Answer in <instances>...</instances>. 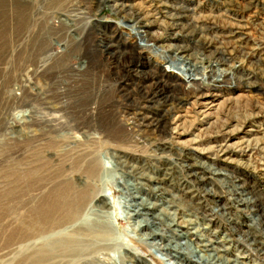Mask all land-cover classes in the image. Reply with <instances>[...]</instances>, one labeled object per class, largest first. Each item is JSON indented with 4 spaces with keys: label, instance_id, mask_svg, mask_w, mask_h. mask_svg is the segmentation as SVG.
I'll return each instance as SVG.
<instances>
[{
    "label": "rangeland",
    "instance_id": "obj_1",
    "mask_svg": "<svg viewBox=\"0 0 264 264\" xmlns=\"http://www.w3.org/2000/svg\"><path fill=\"white\" fill-rule=\"evenodd\" d=\"M24 1L0 0V264H200L138 246L151 245L131 217L135 201L175 222L158 225L165 243L196 250L214 234L231 242L230 264H264V0ZM140 19L148 28H136ZM66 184L85 202L39 227L34 209ZM239 187L246 206L233 200ZM85 221L106 229L75 234ZM61 234L103 241L77 260H43Z\"/></svg>",
    "mask_w": 264,
    "mask_h": 264
},
{
    "label": "bare ground",
    "instance_id": "obj_2",
    "mask_svg": "<svg viewBox=\"0 0 264 264\" xmlns=\"http://www.w3.org/2000/svg\"><path fill=\"white\" fill-rule=\"evenodd\" d=\"M28 1L29 0L24 1V3H22V5H28L29 4V3H27ZM30 1H32V0H30ZM19 7H22V6H19ZM23 7H26V6H23ZM135 26H136L137 29H141L142 30V29L148 28L149 25L146 24V23H144L143 20L140 19L135 24ZM80 35L78 34L75 37H72V36H66V37H68V39H69L68 42L74 44V43H80V41H81V36ZM66 41H67V39H66ZM96 47H97L96 49H98V52L100 53L101 56L102 55L103 56H106L107 59L109 60V62L110 63L112 62V65H113L112 68H114L115 63H117V61H115L117 57H116V53L112 50V48L110 47V45L104 44L102 42V40H99V43L96 44ZM61 54H62V52H61ZM85 70H86L85 69V64L84 63H81V65L78 68V72H76V73H78V74H79V72L80 73L81 72L83 73ZM204 79H205L204 76H202V78H200V79L193 78V77H191V75H189V76L186 75V76H183L182 77L183 83H188V84L189 83L197 82V80H200V83H201L202 80H204ZM91 81H93V80H91ZM90 88H93V87H91V85H90ZM87 96H90L91 97V96H94V95L93 94H90V95H87ZM97 98H98V96L95 95L93 103H97L96 102V101H98ZM91 101H92V99H91ZM93 106H95V105H93ZM86 168H87V173L88 174L92 175V174L95 173V170H96L95 164H93V165L91 164V165H89V167H86ZM219 175H221V174H219ZM222 183H224V182H222ZM68 184H66L64 186H59V187L54 188V190L51 192V195H48V197L46 199H44V201L38 206V208L34 209V215L36 216V217L35 216L34 217L36 218L35 220L37 221V223L40 224L39 227L42 226V225H45V224L49 223L48 221L51 219V216L54 213H57V212L62 213L63 216L66 217V218H68V219H70L71 217H74L76 215L78 209H79L78 207L81 206L83 202H85L86 197L88 196L86 194V191L85 190H77V192H76L73 189L74 187L71 186V185H68ZM236 191H235V196L236 197L233 200H235V201L238 200V202L241 203L240 204L241 206H243V205L246 206L248 204L247 203V199L245 200V198H244V200H243V198H241V196L244 194L245 190L241 191V188L239 187L238 189L236 188ZM238 192H241V193H238ZM212 196L213 197H217V194L214 193V194H212ZM237 196H238V198H237ZM96 199H97V203H99L101 205L100 207H102L101 209L103 210L102 213L104 214V217L105 216L107 217V215H108L107 218L109 219L112 216L111 214L113 212V207L111 206V203L109 202V200L106 198V196L104 194H99V196ZM137 199H138L137 197L133 198V200H137ZM131 206L133 208V211H132V214L133 215L131 217H136V218H140L141 219V222L139 224H136V226H137L136 229H138V228L139 229L140 228H145L148 231V232L144 233V236L142 238H143L144 243L146 241L147 244H149L151 246H144L142 244H138V246L139 245L140 246H143L144 249H146V251L148 252V254H149V250L151 251V248H153L158 253H161V256L160 257H164V258L166 257V259H167V257L173 258L172 262H174V260L177 262L180 259L179 262L186 261V262H196V263L197 262H200V264H206V262H211V264H230L229 263L230 261L227 258H225V255H224V253L226 252V247L225 246L227 244H231V242L229 240L221 239L219 241L218 238H217L218 236L212 234L214 236V239H211L210 242L209 241H205L206 244H203L201 247L200 246L197 247V249H196L197 251L194 250V248L192 247L191 243H188L189 241L188 242L187 241H184L182 243H176L175 242L176 245L173 243L174 246H172L170 244L171 241H168V242L165 243L162 240V238H164V234L162 233L163 232L162 230L161 231L158 230V229H160V227L158 225L161 224L162 222H164L166 229L167 228L168 229L169 228L171 229V227L173 226V223H175L174 221H171V223H169V222H166V219H168L169 217H167L166 219H164V218H161V217H163L162 215H160V216L152 215V213H153L152 211H145L144 212V209L147 206L144 202H141L140 201L139 203H137L135 201L134 204L131 205ZM151 206H149V209H150ZM226 210H228V209L227 208L224 209V211H226ZM217 214H220V213L219 212H215V211L212 210V213L210 214V216H211V223L213 221H215V220H218V218L216 216ZM227 214H228V212H227ZM227 214L224 212L221 215H222L223 218H226L228 216ZM166 215H168V214H166ZM131 217H130V219H131ZM157 222H159V223H157ZM227 222H229V221H227ZM84 223L82 224L83 227H79L77 229V231H76L75 234H80L82 231L85 230V232L88 233L87 236L88 235H91V234H95V233H98L101 236V233H100L101 232V228H104V230L106 229L103 224L96 225V224H93V223H90V222H87V221H85ZM141 225H143V226H141ZM155 225H157L159 228L158 227H155ZM162 225H163V223H162ZM171 232H172L174 238H180L183 235H186L185 233H179L177 230H171ZM63 234H61L59 236V238L54 237V239L55 238L56 239L55 240L52 239L53 241L48 244V247H46L45 250L43 251V253L41 254V257L43 258V260L46 259V257H50L51 255H54V253L60 254V257H63V258H66V257L69 256V257H72V258H75V259L78 257V259H80L81 256L83 257L84 251L86 249H88V248H86V249L84 248L85 244L90 243L91 244L90 249H91L94 245H98L99 243H102V241H103V239L100 237L99 242L98 241H95V240H92V239H90V242H88V241H83L82 242L80 240H77V238H76V240H74V239H71V238L66 237V235H63ZM156 238L158 239V241L156 240ZM117 239H118V237H116V236H113V238H109L110 241H114V242H116ZM184 239H186V238H184ZM140 240H141V238H140ZM238 245L241 246L242 243H238ZM257 245H259V244H257ZM118 247H119V250L121 249V251H122V249H123L122 247L123 246L117 245V248ZM209 248H210L211 254L205 255L206 257H203L201 255H198L200 251L203 252V253H206V251L203 250V249H209ZM171 249L172 250L179 251L178 256H176L177 253L176 254L174 253L175 255H173ZM123 250L126 251V252H130V254H132V250H134V249H131L130 250V248H129V249H123ZM241 253H242V251H241ZM132 255H134L135 257H143V256H141L138 253H133ZM150 258L153 259V261H155V262H160V264H162V262H167L168 261V260L167 261H164L163 258H158V256L157 257L150 256ZM190 258H193L196 261L189 260ZM38 259L40 261V255H39ZM181 259H183V260H181ZM133 261L136 262L135 259H133ZM133 261H131V262H133ZM137 261L138 262H142L140 260H137ZM71 262H73V261H71ZM259 262H261V261H259ZM91 263H89V262L88 263H84L83 262V264H91ZM167 264H169V263H167Z\"/></svg>",
    "mask_w": 264,
    "mask_h": 264
}]
</instances>
